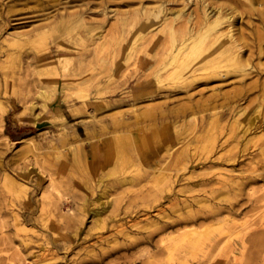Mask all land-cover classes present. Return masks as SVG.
<instances>
[{
    "label": "rangeland",
    "instance_id": "rangeland-1",
    "mask_svg": "<svg viewBox=\"0 0 264 264\" xmlns=\"http://www.w3.org/2000/svg\"><path fill=\"white\" fill-rule=\"evenodd\" d=\"M105 1L106 15H101L100 7L91 2L84 14L85 21L91 22L90 26L97 31L101 30L106 42L122 36L129 43L140 34L138 24L146 19L133 14L139 4L132 0ZM142 1L143 6L150 7L149 0ZM184 1L171 0L166 7L179 8ZM223 1L207 0L213 5ZM62 2L78 8L85 0ZM4 3L12 6L16 1L4 0ZM197 6L190 5V8ZM27 7L32 8L34 4ZM27 7L12 6L14 13L8 15V20L10 25L17 24L6 31L43 34V45L61 54L60 62L55 64L58 85L76 81L78 78L69 76L65 69L71 64L68 60L89 57V49L75 39L78 34H84L85 28L74 27L70 22L60 23L62 21L57 18L45 28L36 30L34 27L46 12H35ZM111 10L114 13H110ZM256 19L253 16L249 21L261 27ZM125 20L133 25L125 27L126 33H122L121 22ZM246 21V16L240 18L242 26ZM1 39L2 35L0 113L3 108L5 114L0 128V217L5 224L2 231L10 242L2 240L4 234L0 233V264H10L7 261L10 256L11 264L19 260L22 262L17 264H170L158 243L161 236L152 232L153 223L162 224L167 221L165 217L173 213L200 209L203 214L199 216L201 220L207 219L203 220L207 225L214 215L206 210L208 204L223 208L220 209L221 217L230 215L238 224L246 221L244 227L249 228L244 236L246 241L254 234L264 237V151L261 152L264 149V95L261 92L249 94L234 105L235 110L216 107L179 120H155L175 113L187 102L188 93L183 90L153 93L156 88L152 83L153 71H144L148 61H123V42L106 46L102 56L110 64L100 75H92L93 71L86 73L90 83L89 104L74 97L61 103L64 96L58 94L52 105L43 111L40 100L36 99L41 78L27 68V63L47 61L48 56L35 57L30 46H2ZM59 45L63 49H59ZM261 47L264 49V42ZM25 49L32 52L28 58L23 55L20 67L16 68V60L9 55ZM260 57H254L250 64L254 69L252 79L264 77V57ZM160 64L157 62L155 66ZM99 89H103L100 95L97 94ZM196 91V88L189 89L193 100L198 98ZM32 102L37 104L33 110L30 109ZM103 103L107 106L99 109ZM259 106V112H255ZM239 109L244 113L234 124L233 117ZM222 111L227 116L216 120L214 114ZM202 115H206V119L200 125ZM35 116L38 118L33 124ZM192 116L197 131L188 125ZM252 116L257 118L251 132L234 139V133L237 134ZM22 139L30 141L24 149L18 143ZM175 139L180 142L177 144ZM169 140L173 141L174 153L165 162L164 146ZM220 154L225 156L218 158ZM143 161L150 172L141 169ZM164 162L169 181L149 175L162 168ZM181 162L184 167L177 171ZM31 166L43 177L42 182L37 181L34 173L27 178L19 174V170ZM224 171H228L229 184L219 179V173ZM50 178L56 180L57 191L67 200L65 205L58 201L60 208L55 215L40 209L42 203L48 201L44 198V190ZM122 180L132 182L120 185ZM11 181L20 185L22 192L15 191ZM48 190L55 196L53 189ZM99 197L101 200L97 202ZM105 201H110L111 206L100 216L101 229L93 226L94 219L88 216L78 230L68 228L67 223L71 224L74 219L71 220L69 209L79 216L82 208ZM187 204L191 207L187 208ZM10 210L21 215L32 212L27 218V246L20 244L21 233L13 225ZM224 237L216 236V240ZM232 243L236 246V260L229 249L222 254L212 251L213 264H264V245L254 247L247 243L240 257L238 240L233 239L229 245ZM15 246L19 247L21 256L15 252ZM252 252H258V259L248 258ZM149 256L152 257L148 259ZM192 264L197 263L193 261Z\"/></svg>",
    "mask_w": 264,
    "mask_h": 264
},
{
    "label": "bare ground",
    "instance_id": "bare-ground-1",
    "mask_svg": "<svg viewBox=\"0 0 264 264\" xmlns=\"http://www.w3.org/2000/svg\"><path fill=\"white\" fill-rule=\"evenodd\" d=\"M13 1H16V3L12 6L27 7L29 4H34V7H27V9L36 10L35 12L39 13L46 12L38 20L39 25L34 27L36 30L45 28L57 18L62 21L60 23L70 22L74 24V27L81 26L85 28L84 34H78L75 39L81 42L86 49H89V57L68 60L71 64L67 66L65 71L69 76L73 75L78 79L72 82H63L59 86L56 79L58 71L55 64L60 62L61 54L56 50L52 52L43 45V34L41 33L33 35L31 32H7L6 30L11 26L17 24L13 23L10 25V20H8V15L12 12L14 13V9H12L11 5L4 3V0H0V29L4 34L0 33V36H3V39H1L2 46L3 44H7L9 47L30 46L33 51L25 49L21 53L9 55L11 59L16 60L15 67H20L21 57L26 55V58H28L30 51L37 58L48 56L47 61H40L34 64L27 63V68L31 69L34 75L41 78V85L36 99L40 100L43 111L52 105L51 103L58 94L64 96L61 103H65L68 99L74 97L75 99L82 100L84 104H89L91 102L89 94L90 83L89 76L86 73L93 71L92 75H100L105 67L110 64L102 56V52L106 46L123 44V42L125 44L123 61L131 59H136L140 62L144 59L148 61L144 71H153L152 83L156 86L155 91H152L153 93L160 90L169 93L183 90L185 93H188L187 102L177 108L175 113L166 117H156L155 120L161 121L164 118L179 120L180 118H187L190 115L216 107L235 110L236 107L234 105L245 100L252 92L258 91L264 95V77L252 79L254 69L250 65L254 57L259 59L261 58L260 56L264 57V49L261 47V43L264 42V0H224L218 5H213L207 2V0H199L198 2L185 0V3L179 8H167L166 3L171 2V0H149L150 7L143 6L142 0H132L139 4V8L133 14L145 16L146 19L138 24L140 34L134 39L132 38L129 43L123 40L122 36L106 42L102 31H97V29L90 26L91 22L85 21L84 14L89 9L88 6L91 5V2H95L94 5L100 7L98 11L101 15H106L104 8L107 2L105 0H85L78 8H75L73 5L69 6V2H62V0ZM256 3H258V6L255 5ZM190 5L198 6L196 9H192ZM110 13H114V10H111ZM242 16L247 17L245 26H242L240 23ZM253 16H256V20L260 21L261 27L253 26L249 21ZM132 25L126 20L122 21V33H126L125 27ZM62 47V45H59L58 48L63 49ZM9 56L7 57L9 58ZM157 62L161 63L159 67L155 66ZM195 88L198 98L193 100L191 98L193 94H189V89L193 90ZM206 90L209 91L207 95H205ZM102 91L103 89H99L97 94H102ZM106 106L107 103H103L98 108ZM35 107H37V104L32 102L30 109L33 110ZM259 109L260 106L256 107L255 112H259ZM243 113V109L236 111L233 117L234 124L238 123L237 118L243 115ZM4 114L5 109L1 108L0 128L2 127ZM225 116H227L225 111L214 114L216 120H220ZM37 118L35 116L33 124L36 123ZM256 118V116H252L247 119V123L237 134L234 133L233 138L235 139L239 135V137H242L251 132L255 126L254 120ZM205 119L206 115H202L200 125H202ZM60 120L63 121V118L60 117ZM188 125L194 131L196 130L197 124L194 116L190 118ZM5 138L7 137L5 136ZM173 141L169 140L164 146L165 162L174 153V146L171 145ZM175 141H178L177 144L180 142L178 139H175ZM28 142L30 143L27 139H22L18 143L20 144V148L24 149L25 144ZM263 151L264 149L261 150V152ZM184 154L183 159L186 158ZM223 156L225 154H220L218 158ZM26 159L24 160L26 161ZM165 162L162 168L149 173V175L152 177L157 175L156 177L160 180L169 181V176L166 173L168 169ZM141 164L142 170L145 172L149 171L150 167L145 161ZM183 167L184 164L182 163L177 171H180ZM18 172L19 174H23L22 176L25 178L34 173L38 182H42L43 180V177L35 172L33 166L26 170H19ZM111 172H114V168H112ZM227 172L219 173V179L229 184ZM131 182L132 180L119 181L120 185ZM12 184L14 183L12 182ZM56 184L55 179H49L48 185L44 190V198L48 201L44 204L42 203L40 207L43 211L47 209L49 215L58 213L60 208L58 201L61 200L62 205H65L67 202L57 191ZM13 187L15 191L22 192L20 185L14 184ZM48 189H53L56 192L55 196L49 193ZM100 200L101 197L97 199V202ZM183 204H186V202H183ZM110 206L111 202L105 201L88 209L84 207L80 210L79 216H76L75 212L69 209L68 214L72 216L71 220L74 219L71 221V224L67 223V226L69 229L72 227L73 229L71 230L76 231L80 228L85 217L88 216L94 219L93 226L101 229L103 220L100 216ZM174 206L177 207L176 204ZM186 207L190 208L191 205L187 204ZM205 208L208 212L214 213L208 219L207 225L203 223V220H207L206 218H202L203 220H201L200 216L203 212L200 209L198 211H194L193 209L187 210L177 215L173 213L172 216L167 215L165 217L167 221H164V223H153L154 229L152 232H156L161 236L158 243L166 252V262L170 264H192L195 261L197 264H213L212 251H217L216 254H222L225 250L229 249V253L234 255L236 249V246L234 247L235 243H232L231 246L229 245L233 239H237L240 245V257L244 255L243 252L247 243H251L254 247L264 245V237L260 236V234H254L247 241L244 239L249 229L248 227H244L247 224L246 221L238 224V221L232 219L230 215L221 217V207L215 204H208ZM9 212L16 231L21 233V237L19 236L20 244L27 246L29 243V240L25 237L28 236L27 233L29 232L26 228L27 218L32 212L22 214L23 217L14 210H10ZM4 225V220L0 217V233L1 235L4 234L2 240L7 242L10 238L2 231ZM72 235L74 236L75 234ZM216 236L225 237L224 239L216 240ZM10 244L9 250L12 249ZM15 252L20 256L22 255L18 246H15ZM258 256V252H252L248 258L253 261ZM10 257L7 261L11 264L12 258ZM151 257L149 256L148 259ZM233 258L235 261L236 255ZM21 262L19 260L17 263Z\"/></svg>",
    "mask_w": 264,
    "mask_h": 264
}]
</instances>
